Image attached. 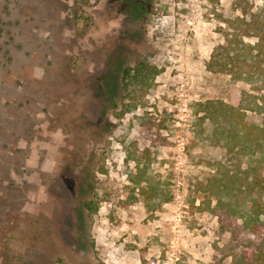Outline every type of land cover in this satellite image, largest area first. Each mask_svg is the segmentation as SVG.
I'll return each instance as SVG.
<instances>
[{"label": "rangeland", "instance_id": "obj_1", "mask_svg": "<svg viewBox=\"0 0 264 264\" xmlns=\"http://www.w3.org/2000/svg\"><path fill=\"white\" fill-rule=\"evenodd\" d=\"M262 4L0 0V264H236L264 168L210 142L197 103L250 88L206 62Z\"/></svg>", "mask_w": 264, "mask_h": 264}, {"label": "trees", "instance_id": "obj_2", "mask_svg": "<svg viewBox=\"0 0 264 264\" xmlns=\"http://www.w3.org/2000/svg\"><path fill=\"white\" fill-rule=\"evenodd\" d=\"M83 2L91 6L99 0ZM241 10L245 16L236 17L238 24L225 34L224 42L212 48L206 66L210 70L230 74L232 79L243 80L249 83L250 88L241 91L237 104L222 99L199 101L198 111L201 114L196 119L201 132L210 142L221 145L237 159L255 160L259 167L264 168V0L254 11L244 7ZM248 37L255 40L246 41ZM143 70L147 71L136 69L133 77L137 81ZM129 73L130 69H124L122 80L125 81ZM252 115L262 118L257 120ZM221 174L227 178L223 182L224 188L232 190L235 173L224 169ZM215 196L217 203L214 209L217 210L224 201L221 194ZM252 212L251 217L235 214V218H242L241 223H236L237 234L234 231L230 233L234 239L232 246L239 247L236 264H264V205ZM217 214L222 221L221 214Z\"/></svg>", "mask_w": 264, "mask_h": 264}]
</instances>
